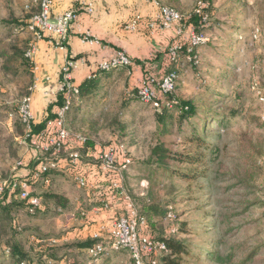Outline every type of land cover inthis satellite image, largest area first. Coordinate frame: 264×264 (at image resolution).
<instances>
[{
    "label": "rangeland",
    "instance_id": "1",
    "mask_svg": "<svg viewBox=\"0 0 264 264\" xmlns=\"http://www.w3.org/2000/svg\"><path fill=\"white\" fill-rule=\"evenodd\" d=\"M155 1L156 8L166 6L176 10L183 18L182 24L192 28L204 41L193 48L192 56H189L192 49L187 51L188 55L181 56V62L175 67L179 71V82L170 99L191 101L208 113V119L203 122L205 117L199 115L180 124L176 109L168 114L160 109L169 101L164 96L150 104L136 98L140 81L146 80L144 72L147 70L143 69L140 81L130 70L115 71L105 89L100 91L105 100L101 102L97 98L94 101L101 102L105 108H97L98 115L92 120L73 124L74 129L98 143L90 160L81 155V165L95 164L96 151L109 144H123L132 165L122 172L121 182L133 206L147 218L151 237L170 238L182 223H186L191 233L179 236V239H186L192 245L206 244L203 250L210 247L209 243H215L220 255L218 263L206 259L195 262L192 258L188 264H264V104L251 90L252 84L256 83L264 94V0ZM199 1L204 7L199 15H195ZM25 3L26 0H0V20L9 15L23 19ZM172 35L171 45L188 43V36L179 37L175 32ZM26 39L24 33L17 36V41L25 42ZM166 65L164 61L159 67L153 66L146 75L160 80L167 71ZM11 79H8L10 83L3 81L0 73V102L3 105L0 109V176L29 180L28 175L23 174L24 166L18 163L23 161L25 168H29L30 161L25 159L33 154L30 140L25 134H18V129L15 130L20 127L18 122L7 116L9 111L17 108L22 96L17 87L20 78ZM127 95H133L132 99L128 100ZM85 104L87 108L88 102ZM210 117L217 118V122L208 127H215L214 135L218 137L214 140V154L200 168L205 171L203 176L181 180L168 173L173 170L184 174V169L193 166L173 163L165 170L147 163L156 147H164L165 151L189 149L182 138L190 133L191 123L204 127ZM8 140L12 145L9 148ZM66 155L63 152L60 157L64 159ZM68 170L69 167H63L52 171L55 175L46 190L34 185L35 191H42L47 206L46 217H22L23 232L17 235V239L23 241L29 256L27 261L31 264L36 263L45 249L27 239L30 231L55 239V250L46 249L49 255L57 248L64 250L61 256L76 255L71 250L78 242L73 237L71 213L58 215L54 212L57 207H67L62 199L64 193H79ZM52 193L59 203L48 201L54 200ZM151 207L161 209L164 215L158 219L151 213ZM228 227L237 230L231 233ZM4 249L5 244H2L0 264H15ZM78 257L82 262L81 256ZM104 263L132 264L125 251L114 252L97 264Z\"/></svg>",
    "mask_w": 264,
    "mask_h": 264
},
{
    "label": "built area",
    "instance_id": "2",
    "mask_svg": "<svg viewBox=\"0 0 264 264\" xmlns=\"http://www.w3.org/2000/svg\"><path fill=\"white\" fill-rule=\"evenodd\" d=\"M29 1L39 6V12L28 21V30L31 33L32 42L25 55L32 62L34 71L36 42L43 35L48 34L55 39L59 47H64L68 40L69 29L76 21L77 14L75 11H67L61 17L52 19L53 0ZM152 1L157 5L155 0ZM203 7L204 3L199 1L196 13L200 14ZM84 8L87 13L92 12L90 3ZM181 21L182 16L176 10L164 6L159 8L158 19L150 23L149 26L154 30H172L179 37L188 36L187 44L190 51L204 41L202 37L195 34L192 28L183 27ZM138 28V18L131 20L127 25L129 31H137ZM84 40L92 42L89 36H86ZM179 47L180 44L178 43L169 47V57L172 61H175L176 51ZM119 65H131V62L124 54L119 53L111 61L100 64L99 68L108 70ZM74 67L73 61H68L62 67L61 82L50 96L57 97L58 93L62 94L63 104L57 108L54 117L46 122L44 129L40 132L33 133L32 131L34 118L31 112L32 97L38 88V80L33 78L28 90L29 94L23 97L17 105L16 114L25 127V137L30 140V148L35 160L39 161V165L36 170L31 172L29 180L0 176V201H22L26 204L28 212L33 214L40 210L43 204L41 196L35 194L34 185L40 183L43 187H48L51 183L50 173L52 171L69 167V175L76 188L87 193L97 191L99 202L91 209L94 214L110 211L113 202L122 203L125 210L123 215L111 218L93 232L92 238L98 242L87 250V254L91 258L89 264H97L103 258H107L117 251H126L132 264H161L159 256L168 253L166 245L163 241L151 237L146 218L133 206L121 182L122 172L132 165V159L126 156L125 146L121 143H111L96 151L95 164L81 165L79 149L85 145L86 138L81 134L71 133L65 122V113L70 106L73 95L77 92V86L74 85L71 77V71ZM175 80L176 74L170 72L157 81L152 76L140 81L138 95L141 102L150 104L161 96L173 95ZM251 90L255 93L258 101L264 104V94L259 90L256 83L252 84ZM173 104H176V101L169 100L167 102L169 106ZM2 106L0 102V109ZM8 118L12 119L13 114L9 113ZM63 152L67 154L64 159L60 157ZM18 165L23 166L24 162L20 161ZM56 212L59 215L64 214L63 208L60 207L57 208ZM86 216V212H82V217L86 218Z\"/></svg>",
    "mask_w": 264,
    "mask_h": 264
},
{
    "label": "trees",
    "instance_id": "3",
    "mask_svg": "<svg viewBox=\"0 0 264 264\" xmlns=\"http://www.w3.org/2000/svg\"><path fill=\"white\" fill-rule=\"evenodd\" d=\"M24 10L26 15L23 19H15L14 17H12V15H9L6 19L1 18L2 21L0 20V29L2 28V30H4V33H2V30H0V73L4 78L3 81H6L7 83H10V81L8 80L9 78H20V81L17 79L19 81V83H17V87L22 95L20 99L26 97L29 94L28 90L34 78L33 64L26 58L25 55L30 43L32 42L31 33L28 30V21L33 15L39 12V6L37 4H33L29 0H26ZM195 15H197V13ZM193 20L195 21L194 18L192 19V21ZM181 23H183V18ZM183 27L186 28L187 26L183 25ZM19 33H24L27 35V39L25 40V42H20L19 40L17 41V36L19 35ZM168 49H166L163 53H158L153 62H155V66L159 67V65L163 64V62L166 61L167 71L165 74L170 72H174L176 74V89L179 82V71L175 70V67L181 62V56L188 55V45L186 43L185 46L180 45L179 49L176 51L175 61H172L170 59ZM192 55L193 49L190 52L189 56ZM136 63H138V61H136ZM130 68L131 65H119L108 70L98 68L92 76H90L79 86H77V92L73 95L70 106L65 113V122L66 127L71 132L75 134L79 133L86 138L85 145L81 149H79L81 150L80 156L82 155L85 160H90V155L97 147L98 143L96 140L91 139V137H89L88 135H85L82 132L80 133L78 130L74 129L73 124L78 121H90L93 119L94 115H98V111L95 112V110H98L97 108L102 106L100 103L105 100L100 93L101 89H105L107 83L111 80L112 75L115 71H129ZM142 68H144V65H142ZM144 73L145 78H147V71H145ZM21 83L23 84V86L21 85ZM132 97L133 95H127L128 100L132 99ZM164 97L168 100H171L170 96ZM97 98L99 99V101H101L99 103L100 105L94 102L98 100ZM136 98L140 100L138 89L136 91ZM86 102H88L87 108L85 104ZM55 104H57L58 106H61L63 104L62 94H57ZM104 108L105 105H103L101 109ZM160 109L164 112V114H168L171 112V110L176 109L178 118L180 119V124L188 123L192 119L197 118L199 115H203L205 117V121L203 122H206V120L208 119V113L198 109L196 105L191 101H177L176 104H173L171 106L167 105V103H164ZM9 113L13 114V118L11 120L18 122V125L20 126L15 127V130L16 128L18 129V134H25V127L21 123L20 117L16 114V109L14 111H9L8 114ZM52 117L54 116H48L41 123L33 124V133H38L42 129H44L46 122ZM162 122L163 126H166L165 122ZM216 122L217 118L212 117L204 127H196V125L192 126L191 123L190 133L185 134L182 138L183 141L189 145V149H185V151H165L164 147H156V149L152 151L147 163L155 167L163 168L165 170L167 169V166H169V164L173 163L193 166L192 168L184 169V174L175 173L173 170L168 173L170 177H178L181 180H194L203 176L202 174L205 171L200 168L206 165L209 156L212 153L214 154V140L218 137H215L214 135V133L217 132V129H215V127L208 126L213 125ZM210 140H212V142H210ZM7 142L8 148L12 146L9 144L11 143L9 140ZM38 165L39 161L35 160V158L33 157V160L29 164L31 172L36 170ZM50 175L52 182L53 176L55 174L53 175L51 172ZM35 185L40 187L41 184L36 183ZM52 198L54 200L48 199V201H56L55 203L60 202L57 200V197H55L54 194L51 195V199ZM150 211L153 215H157L158 219L164 215V211H162L161 209H157L156 207H151ZM40 212L41 209L35 211V213L33 214H30L26 208V204L19 200H13L6 203H4V201H0V246L2 244H5L4 253L8 252L5 253L6 256L11 258V260L15 264H31L29 261H27V258L29 256L26 255L27 252L25 251L24 244H22V239L19 240L17 239V237L23 232V228L21 227L22 217L27 216L28 218H38ZM141 215L145 217V215ZM187 226L188 225L186 223H182L179 226L177 232L170 238H155V240H161L165 243L168 252L166 255H162V257H160L161 264H188L189 260H192V258L195 260V262H200L202 261V259H206L208 261L218 263V261L220 260H218V258H220V255L217 253L215 243H209L210 247L203 250L206 244L192 245L186 239H179V236L190 235L191 231H189ZM228 229L232 230L231 233L237 230V228L233 230L230 227H228ZM28 233L29 235L27 239H29L32 244L33 242H36L40 246V248L45 249V251L37 257V259L35 260L36 263L34 264H89L91 258L88 256L87 250L96 242H98L97 240H94L92 238L91 234L90 237L80 239L77 243L72 245L71 250L75 251L76 255H70L67 253L61 256V252L64 251L61 248H57L53 255H49L47 251H49L50 249H52V251L55 250L53 249L56 244L53 242L55 239L43 237L39 233L35 234L31 231ZM78 256H81L82 262L77 259L79 258ZM106 259H108V257L103 258L101 261L103 262Z\"/></svg>",
    "mask_w": 264,
    "mask_h": 264
},
{
    "label": "crops",
    "instance_id": "4",
    "mask_svg": "<svg viewBox=\"0 0 264 264\" xmlns=\"http://www.w3.org/2000/svg\"><path fill=\"white\" fill-rule=\"evenodd\" d=\"M88 3L92 7L91 13H87L84 8ZM67 11H75L77 19L69 29L66 45L59 47L55 39L48 34L43 35L36 42L33 74L34 79L38 80V88L31 102L34 124H39L46 117L55 115L59 107L55 104L57 97L50 95L59 86L61 69L68 61L75 63L71 71L75 86H79L92 76L100 64L111 61L119 53L130 60V71L133 76L137 75V81H140L139 76L142 72L144 70L149 72L148 69L155 66L153 60L156 55L163 53L174 38L172 30L157 31L149 26L158 19L159 15V8L149 0H53L52 19L61 17ZM135 18L139 21L138 30H127L128 23ZM86 36H89L92 42L85 41ZM33 157L32 154L27 156L26 162H31ZM23 166V174L28 175L30 179V168H25V162ZM40 187L46 190V187L42 185ZM78 191L79 193L67 192L62 195L67 205L63 209L64 214L71 213L73 237L78 240L90 237L101 224L125 212L122 203L113 202L110 211L94 214L91 209L99 202L97 191L88 193L80 189ZM40 192L42 191H35V194L41 196L44 203V197ZM47 194L48 192L45 196ZM6 202L8 201H4ZM45 207L47 206L42 204L39 218L45 215L47 211ZM84 211L87 214L86 218L82 217Z\"/></svg>",
    "mask_w": 264,
    "mask_h": 264
}]
</instances>
